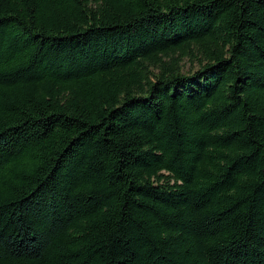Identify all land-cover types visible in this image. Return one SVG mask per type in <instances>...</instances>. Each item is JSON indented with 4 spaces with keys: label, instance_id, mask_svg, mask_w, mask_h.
Listing matches in <instances>:
<instances>
[{
    "label": "trees",
    "instance_id": "trees-1",
    "mask_svg": "<svg viewBox=\"0 0 264 264\" xmlns=\"http://www.w3.org/2000/svg\"><path fill=\"white\" fill-rule=\"evenodd\" d=\"M0 264H264V0H0Z\"/></svg>",
    "mask_w": 264,
    "mask_h": 264
},
{
    "label": "rangeland",
    "instance_id": "rangeland-1",
    "mask_svg": "<svg viewBox=\"0 0 264 264\" xmlns=\"http://www.w3.org/2000/svg\"><path fill=\"white\" fill-rule=\"evenodd\" d=\"M183 66H184V70L185 71H188V70L191 71V70H193V69H195L197 67V64H195L193 61L192 62L185 61Z\"/></svg>",
    "mask_w": 264,
    "mask_h": 264
}]
</instances>
